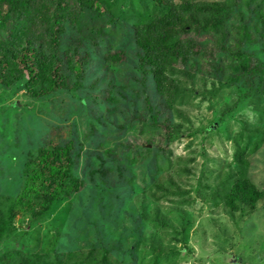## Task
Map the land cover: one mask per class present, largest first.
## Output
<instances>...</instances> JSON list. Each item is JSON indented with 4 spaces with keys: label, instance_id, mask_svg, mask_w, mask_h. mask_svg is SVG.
Segmentation results:
<instances>
[{
    "label": "rangeland",
    "instance_id": "obj_1",
    "mask_svg": "<svg viewBox=\"0 0 264 264\" xmlns=\"http://www.w3.org/2000/svg\"><path fill=\"white\" fill-rule=\"evenodd\" d=\"M238 1L248 20L246 0ZM101 2L105 7L85 12L80 28L63 35V44L78 42L88 58L78 97L33 101L24 90L0 89L1 207L21 189L28 153L52 141L73 142V172L85 180L78 194L57 202L26 238L0 244V252L21 243L33 250L37 234L51 258L66 264L100 258L101 249L110 264H264V198L245 215L229 214L220 199L240 150L248 178L264 193V74L253 75L254 84L225 87L238 75L228 67L235 57H217L221 68L213 76L199 56L172 74L170 103L150 75L142 84L136 70L133 24L150 0ZM115 52L124 53L123 62L105 66L104 56ZM248 52L264 66V39ZM249 88L255 95L243 97ZM164 122L178 134L171 142L162 138Z\"/></svg>",
    "mask_w": 264,
    "mask_h": 264
},
{
    "label": "trees",
    "instance_id": "obj_2",
    "mask_svg": "<svg viewBox=\"0 0 264 264\" xmlns=\"http://www.w3.org/2000/svg\"><path fill=\"white\" fill-rule=\"evenodd\" d=\"M239 5L238 0H150L144 15L133 24L134 43L139 50L136 70L142 74L141 83L150 75L157 95L172 103L177 88L172 74L180 66L185 68L204 56L213 76H217L221 66L215 64L216 58L231 55L238 63L228 67L237 70L238 75L227 79L224 86L233 87L239 81L254 84L253 75L264 74V66L251 62L248 48L264 39V0L245 1L248 20L238 12ZM100 6H104L101 0H0V89L24 90L33 101H49L58 93L78 97L88 58L78 42L63 44V35L68 27L79 29L84 13H97ZM123 59V52H115L105 55L103 61L105 66H114ZM251 92L255 95L249 88L243 97ZM162 129L165 142L178 136L168 122L162 124ZM73 150V142L60 145L52 141L28 153L21 189L14 197L1 199L4 207L0 202V244L26 238L57 202L85 187V180L73 172ZM244 152L234 155L236 168L229 171L220 196L229 214L254 212L264 198L247 176ZM51 228L57 239L56 224ZM34 239L37 245L33 250L22 243L20 247L4 248L0 264H66L62 258H51L37 234ZM101 250L100 258L90 257L84 264H110L109 251Z\"/></svg>",
    "mask_w": 264,
    "mask_h": 264
}]
</instances>
